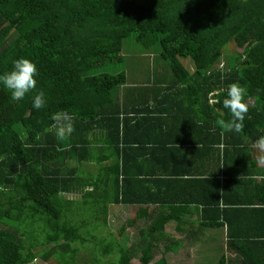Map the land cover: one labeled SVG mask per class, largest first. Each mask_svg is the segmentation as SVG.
I'll return each mask as SVG.
<instances>
[{"label":"trees","instance_id":"16d2710c","mask_svg":"<svg viewBox=\"0 0 264 264\" xmlns=\"http://www.w3.org/2000/svg\"><path fill=\"white\" fill-rule=\"evenodd\" d=\"M129 41L142 50L131 57L136 68L128 76L106 72L104 65L127 61L123 51ZM19 57L33 60L39 75L36 89L21 101L0 86V264H27L37 257L74 264L79 248L72 245L89 242L92 231H105L110 204L136 207L128 226L148 221L132 244L107 242L98 249L102 257L118 255L111 264H131L133 258L149 264L156 247L169 238L165 225L182 222L172 208L201 205V216L215 213L201 225L218 227V178L199 179L209 183L210 198L164 203L154 191V179H147L154 177L148 172L129 175L123 162L126 152L140 146L165 156L166 141L127 139L126 119L105 110L115 104L114 90L141 65L150 75L160 71L165 84L202 85L205 93L221 89L218 102L230 84L238 83L247 90L244 101L259 97L256 105L246 103L245 115L264 117V0H0V73ZM159 66L168 74L166 80ZM98 68L103 71L95 72ZM37 90L46 97L40 110L32 107ZM57 112L73 116V132L66 140H57L54 129L49 130ZM134 116L127 121L138 123L143 114ZM101 120L108 131L96 140L115 151L116 161L94 177L67 161L78 159L82 150L89 153L83 160L91 161L94 126ZM68 194H80L84 202ZM80 208L90 218H76ZM178 246L163 244L162 251ZM164 254L153 264H168Z\"/></svg>","mask_w":264,"mask_h":264},{"label":"crops","instance_id":"0c3cea01","mask_svg":"<svg viewBox=\"0 0 264 264\" xmlns=\"http://www.w3.org/2000/svg\"><path fill=\"white\" fill-rule=\"evenodd\" d=\"M158 69L162 70L166 80L168 74L161 66ZM145 70L135 71L129 82L114 90L115 104L105 111L126 119L127 139L166 141L164 150L168 153L163 156V151L133 146L135 150L124 154V170L129 175L148 172L154 177L147 179H154L150 181L154 182L152 186L157 196L164 199V203L176 205L212 197L209 183L199 179L213 176L219 180L218 227L201 225L203 219L215 216L212 212L201 216V205L172 208L173 214L179 215L184 225L180 223L176 227L175 221L171 220L169 223L174 226H165L169 238L160 243V248L163 249V244L170 243L174 247L179 244L177 249L173 247L165 253L172 260V255L182 252L179 264H204V261L210 264V253H217L214 264L218 260L224 264H264V162L261 161L264 152L255 146L257 138L264 137V117L245 115L240 133L225 131L217 121L220 118L227 121L231 114L224 108V100L218 102L220 95L217 93L221 89L205 93L201 90L202 85L165 84L160 71L144 75ZM258 99L257 96L244 102L256 105ZM152 111L160 112L153 115ZM135 112H141L143 116L138 123L132 120L129 123L128 118L138 117L134 116ZM105 125L101 120L94 126L91 161L83 160L89 153L82 150L76 155L78 159H68V165L77 164L81 170L88 174L92 172L96 177L115 164V151L96 140L108 131L103 128ZM89 165L92 170L86 169ZM155 172L163 175L158 176Z\"/></svg>","mask_w":264,"mask_h":264},{"label":"rangeland","instance_id":"374dc122","mask_svg":"<svg viewBox=\"0 0 264 264\" xmlns=\"http://www.w3.org/2000/svg\"><path fill=\"white\" fill-rule=\"evenodd\" d=\"M240 50V49H239ZM142 50L140 47H138L136 45V43H134L133 41H129L127 42V44L124 47V51L123 54L127 57V61H125L123 64L121 62H113L110 65L107 66H103L102 68L104 70H108L106 72H110V73H117V72H121V71H125L126 76H128V70L133 71L136 68L135 63L133 62V58H131L133 55H136L135 57H137V54H142L141 53ZM125 57V58H126ZM134 57V58H135ZM146 57V58H145ZM144 59L145 60H149L148 56H145ZM139 59V58H136ZM143 59V58H142ZM136 63H139L138 61ZM94 69L95 72H102L103 69ZM142 68V67H141ZM141 68H137V71ZM125 69V70H124ZM136 71V73H137ZM148 73V69L146 68L144 75ZM136 75V74H135ZM254 99V97H249L248 100L252 101ZM86 169H93L90 165L86 168ZM92 173V172H90ZM67 198L69 199H75L77 202H80V204H82V202H84V200H81L82 198L80 197V194H68L66 195ZM77 205H74V209L76 211L77 209ZM124 205L118 204H110L108 207V216H107V226L104 232H95L92 231L93 236L88 237L89 242L85 243L84 245L81 246L80 243H76L73 244L72 247H78L79 250L76 254V256L74 257V264H96V262H94V256L98 254V249H101L103 247H105L108 243L110 242L112 243L115 247L119 246V245H130L132 244L137 235L138 232L141 228H144L145 225L148 223V221H145L146 219H139V220H135V222L132 225H127L126 221L128 219H132L134 216L133 214L136 212V207H123ZM82 209L80 212V215H75L76 218H90L87 215V210ZM171 224V225H170ZM168 225V226H167ZM165 226H167L168 228L173 227L174 224L173 223H167ZM122 231V233H120ZM87 232V231H85ZM99 242V243H98ZM38 243H40V241H38ZM53 246V244L50 245H45V246H38L36 249H41V248H48ZM205 245H203L204 247ZM202 247V246H200ZM205 250V249H203ZM201 250V251H203ZM163 253L162 249L160 248V246H157L156 249L153 252V260L149 263V264H153V262L155 260H157ZM209 255V259H210V264H214L215 263V257H217V253ZM180 255H183L182 252H180L179 254H175L172 255V260L170 259L169 255L164 254V257H166V260L168 262V264H179L178 261L181 260ZM117 254L115 252H113L112 254L106 255L104 257L100 256V253L98 254V263L99 264H111V262H116L117 260ZM170 260H169V259ZM70 264L69 261H65L63 260V262L61 261V263H59V261H57L56 259L52 258L50 259L48 262H43L40 258H36L35 260H33L30 263L27 264ZM131 264H140L139 260L137 258H133L131 260ZM205 264V261H204Z\"/></svg>","mask_w":264,"mask_h":264},{"label":"clouds","instance_id":"9594fccd","mask_svg":"<svg viewBox=\"0 0 264 264\" xmlns=\"http://www.w3.org/2000/svg\"><path fill=\"white\" fill-rule=\"evenodd\" d=\"M39 71L36 63L26 57H19L12 61L10 70L0 73V86L10 92L14 101H21L25 96L37 87V77ZM246 89L238 83H232L227 88V96L223 101L224 108L231 114L229 120L220 118L217 123L225 131L240 133L244 127L243 121L248 105L244 102ZM46 106V97L43 90H37L32 97V107L40 110ZM52 119L55 124L50 127L54 129L57 140H66L73 132V116L67 112H57ZM255 146L264 152V137H259L255 141ZM264 162V156L261 157Z\"/></svg>","mask_w":264,"mask_h":264}]
</instances>
